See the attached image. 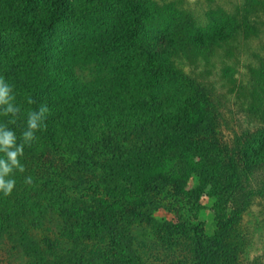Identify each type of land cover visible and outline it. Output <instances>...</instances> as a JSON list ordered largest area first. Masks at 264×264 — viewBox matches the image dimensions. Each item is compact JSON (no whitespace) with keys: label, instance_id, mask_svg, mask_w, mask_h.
Returning a JSON list of instances; mask_svg holds the SVG:
<instances>
[{"label":"trees","instance_id":"trees-1","mask_svg":"<svg viewBox=\"0 0 264 264\" xmlns=\"http://www.w3.org/2000/svg\"><path fill=\"white\" fill-rule=\"evenodd\" d=\"M194 2L0 0V264H264V0Z\"/></svg>","mask_w":264,"mask_h":264},{"label":"rangeland","instance_id":"rangeland-1","mask_svg":"<svg viewBox=\"0 0 264 264\" xmlns=\"http://www.w3.org/2000/svg\"><path fill=\"white\" fill-rule=\"evenodd\" d=\"M188 1L190 3L189 7H191V9L196 7L197 2H194L195 0ZM262 38L263 40L257 39L253 41L252 48H250L249 50L250 52H254L257 55L256 57L249 58L250 60H252L251 62L254 63V65H259V62H261L260 64H262V61H264V36ZM239 56L241 57V60L247 58L242 51L239 53ZM239 72L242 73V70L240 69ZM237 79L235 80V82H232L228 85V89H234V91H232L230 95L231 98L229 100L223 101L222 103V112L224 118L223 131L227 139L232 138L234 132H239L241 129L247 128L249 124H252L250 122L257 123L259 121V114H254L243 109L241 105L239 106L240 103L237 102L239 101L237 100V93L239 90L237 89L239 86L237 83H239V78ZM228 89L227 87H225L224 90ZM207 204L209 206L210 202H208ZM263 212L264 200L259 199L257 200L256 204L245 214L243 222L240 225L242 228L249 229L253 233L252 247L247 251V255L250 256V258L259 256V254L264 253V217L261 216ZM156 216L159 218H170V215L165 212H159L156 214ZM201 217L206 222V229L209 233L213 225L212 214L210 210L206 209L205 211H203Z\"/></svg>","mask_w":264,"mask_h":264}]
</instances>
